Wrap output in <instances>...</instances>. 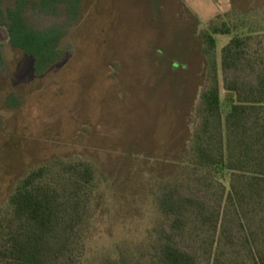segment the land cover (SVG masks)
<instances>
[{
    "label": "rangeland",
    "instance_id": "rangeland-1",
    "mask_svg": "<svg viewBox=\"0 0 264 264\" xmlns=\"http://www.w3.org/2000/svg\"><path fill=\"white\" fill-rule=\"evenodd\" d=\"M226 17L244 20L242 34L264 29V0H86L62 42L67 57L41 75L0 25V209L31 168L84 160L96 170L91 257L146 246L196 126L204 34ZM231 37L216 36L219 64ZM221 92L226 116L223 77Z\"/></svg>",
    "mask_w": 264,
    "mask_h": 264
},
{
    "label": "trees",
    "instance_id": "trees-1",
    "mask_svg": "<svg viewBox=\"0 0 264 264\" xmlns=\"http://www.w3.org/2000/svg\"><path fill=\"white\" fill-rule=\"evenodd\" d=\"M85 3L0 0V25L41 75L67 57L62 42ZM243 22L226 17L204 34L196 126L180 172L158 197L163 222L146 246H118L115 255L92 258L96 170L84 160L54 158L21 177L0 209V264H264V29L252 25L242 34ZM218 35H232L220 64ZM21 102L8 96L10 107Z\"/></svg>",
    "mask_w": 264,
    "mask_h": 264
}]
</instances>
